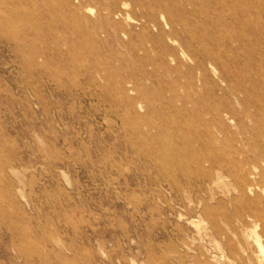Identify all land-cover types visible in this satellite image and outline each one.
Instances as JSON below:
<instances>
[{
	"label": "rangeland",
	"instance_id": "1",
	"mask_svg": "<svg viewBox=\"0 0 264 264\" xmlns=\"http://www.w3.org/2000/svg\"><path fill=\"white\" fill-rule=\"evenodd\" d=\"M0 264H264V0H0Z\"/></svg>",
	"mask_w": 264,
	"mask_h": 264
},
{
	"label": "bare ground",
	"instance_id": "2",
	"mask_svg": "<svg viewBox=\"0 0 264 264\" xmlns=\"http://www.w3.org/2000/svg\"><path fill=\"white\" fill-rule=\"evenodd\" d=\"M128 1V0H127ZM259 110V109H258ZM259 174V173H258ZM249 175H251V176H257V173H255V172H249ZM252 186H253V184H251V183H248V181L246 182H244L243 184H242V189H245V188H249L248 190H250V191H253V189H252ZM256 241V240H255ZM257 242V241H256ZM258 243V242H257ZM259 246H260V244H259Z\"/></svg>",
	"mask_w": 264,
	"mask_h": 264
}]
</instances>
